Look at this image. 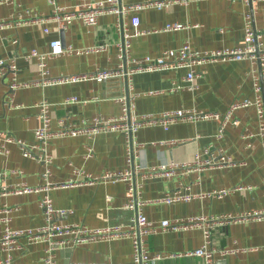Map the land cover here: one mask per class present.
<instances>
[{"label":"crops","instance_id":"crops-1","mask_svg":"<svg viewBox=\"0 0 264 264\" xmlns=\"http://www.w3.org/2000/svg\"><path fill=\"white\" fill-rule=\"evenodd\" d=\"M143 1L146 0H124L127 3ZM59 3L74 8L81 0H59ZM251 11L253 24L262 31L264 42V0L254 6L239 0H191L188 4L179 3L163 9L145 8L138 12L139 28L145 32L130 39V53L138 59L157 57L164 50L178 49L187 42L193 50L202 52L244 48L246 19ZM51 12L48 0H0V20L9 23L0 30V59L14 58L19 67L20 82L31 83L16 90L10 106L7 91L11 77H0V131L28 144L37 143L35 129L41 123L36 103L41 99L46 98L53 104L51 127L59 131L95 116H120L122 105L117 98L128 93L125 77L46 87L32 83L40 76L37 58L28 59L33 49L49 51L55 39H61L65 46L74 49L106 47L49 59L52 77L88 74L98 68L115 70L123 61L118 43L124 40L126 32H134L130 17L121 28L114 14L101 15L93 26L76 19L65 29L53 21L39 24L31 20L35 14L49 16ZM169 23L191 26L176 31L163 30ZM197 71L198 87L195 90L172 91L174 83L185 84L186 69L133 74L132 91L137 93L135 115L179 109L225 113L234 102L255 98L254 75L259 73V65L248 58L209 61L199 65ZM68 97H78L80 102L63 104ZM235 117L238 125L229 124L221 138L217 137L219 123L215 119L179 121L168 129L159 124L139 129L137 141L141 144V152L136 164L142 163L146 168L162 163L178 165L170 177L146 174V170L145 174L136 171L134 175L138 198L144 201L143 212L157 227L155 232L143 235L151 255L183 253L204 243L203 226L163 230L160 226L164 220L236 215L264 209V150L257 108L254 105L241 108ZM211 145L217 156L230 157L233 163L204 170L182 168L183 163L193 161L196 155L204 156L206 147ZM6 148L7 153H0V173L21 171L10 173L8 184L15 187L27 183L40 187L44 183L45 164L25 157L17 143H7ZM49 151L53 156L50 178L56 184L74 179L81 181L87 174L100 176L106 172H125L129 167L122 131L102 132L92 139L82 133L54 136ZM239 184L252 188L235 190L224 197L210 196L214 190L232 189ZM168 193L190 197L174 202L161 200ZM42 194L34 191L0 197V207L2 204L18 207L11 215L13 228H38L46 224L40 206ZM51 197L55 207L70 211L59 219L62 223H79L89 230L108 227H118L121 232L130 230L134 213L125 208L129 199L128 181L104 180L60 186L52 190ZM3 216L0 213V230L4 227ZM21 243L22 249L12 251L14 264H36L46 254L44 242L31 243L22 239ZM210 246L216 249L215 259L220 264H264V220L216 224L211 230ZM1 255L6 254L2 252ZM55 258L58 264L105 261L136 264L130 237H103L69 244L58 249ZM152 264H204V260L195 256L168 257L156 259Z\"/></svg>","mask_w":264,"mask_h":264},{"label":"built area","instance_id":"built-area-1","mask_svg":"<svg viewBox=\"0 0 264 264\" xmlns=\"http://www.w3.org/2000/svg\"><path fill=\"white\" fill-rule=\"evenodd\" d=\"M52 6V12L49 16L42 14H35L32 16V21L39 24H46L48 22H55L60 28H67L76 19H81L87 25H96L98 19L104 14H114L117 16L119 27H124L126 18L130 17L131 23L134 26L133 33L124 34L125 38L122 42L118 43V48L121 52L122 63L115 70L98 68L96 71L88 74L74 75V76H57L50 75L48 67V60L63 54H71L73 52H89L91 50H99L106 48L103 46L92 47L91 49H74L71 46H65L61 39H55L50 44L49 51L41 52L33 49L28 55V59L37 58L39 67V79L32 82L37 86H50L63 83L79 82L86 80H96L99 82L106 81L111 78L125 77L128 81V93L117 98L122 105V113L118 117L105 118L102 116H95L90 119H83L81 124H73L71 127L63 128L59 131H54L51 127L52 123V103L46 98L41 99L36 103L38 107V119L40 126L35 129V137L37 143L28 144L26 141L18 139L6 131H0V153H7V143H17L22 149L25 157L32 158L45 164L43 172L44 183L40 187H33L27 183H22L15 187H11L7 178L12 172H21L19 170L4 171L0 173V197L9 194H21L29 192H42L40 206L43 209L46 224L38 228H25L16 229L11 226V215L18 207H13L7 204H2L0 213L4 216L1 217L3 229L0 230V264H14L12 251L22 249V239L28 242H44L46 244L45 256L39 263L36 264H58L55 258L56 251L64 248L69 244L77 245L85 242L88 239H96L103 237H130L133 241L134 259L136 264H152L156 259L168 257H182V256H195L204 260V264H220L215 259L216 249L211 245V230L216 224H228L234 222H247L252 220H264V209H254L237 213L236 215H220V216H200L191 217L185 220L169 221L164 220L161 223L163 230H181L188 227L201 225L204 228V243L191 251L183 253H172L166 255H151L145 246L143 235L153 233L157 227L149 221L143 212L144 201L139 200L137 185L134 181L136 171L143 172L150 175H164L170 177L174 174L178 165L176 163L168 164L162 163L158 167L146 168L144 164L137 163L136 159L141 152L137 141V133L140 128L146 125H162L168 129L171 125L179 121H189L198 119H215L219 123L217 137L221 138L224 131L229 124L238 125L239 121L235 117L236 111L248 106H256L258 118L260 120V134L263 137V150H264V42L261 39L263 36L262 31L256 29L252 20V11L248 14L245 27V47L238 49H224L215 51H197L193 50L190 43H185L178 49H166L161 55L157 57L146 56L142 59L135 58L130 53V39L132 37L143 34L139 28L140 17L138 12L145 8L163 9L170 7L174 4H188L191 0H146L143 2L127 3L124 0H81V3L76 7H66L59 3V0H48ZM237 1V0H232ZM246 4H251L263 0H239ZM9 23L0 20V30ZM190 24L185 23H169L163 30L176 31L190 27ZM45 32L48 29L45 28ZM16 42V41H15ZM248 58L254 63L259 65V73L254 75V84L256 95L254 99L245 98L230 105L225 113L216 111H202V110H171L164 111L160 114H150L137 116L134 113L135 99L137 93L133 92V84L131 77L138 72L160 71L168 69H186L185 84L174 83L173 90L188 89L195 90L198 87L197 78L199 73L197 67L207 62H215L219 60H241ZM19 67L14 58L0 59V77L10 75L11 80L8 85V101L11 106L13 104V97L18 88L29 85L31 83H22L18 78ZM80 102L78 97H68L63 101V104H70ZM63 123V122H62ZM110 131H122L125 136L126 144V157L128 162V169L125 172H106L100 176H93L87 174L83 180H70L64 183H54L51 181V165L53 156L49 151V144L54 136L60 135H76L84 134L88 138H94L97 134ZM174 142V141H170ZM165 143V142H164ZM90 152L92 148L89 147ZM230 157L217 156L213 146H208L205 149L204 156L201 154L196 155L193 161L183 163L182 168L186 170H204L211 167H220L226 164H232ZM83 173V172H80ZM118 181L125 180L129 183V199L125 204V208L133 211L134 215L130 220V230L120 231L118 227H108L105 230H89L79 223H62L59 219L69 214V210L57 208L54 205L51 197V192L56 187H68L77 184H93L98 181ZM251 186L236 185L231 188H222L214 190L210 193L212 197H224L235 190L246 191L250 190ZM190 196L182 194H167L161 200L166 202H174L181 199H189ZM5 252V256L1 253ZM70 264H118L110 261L102 263H84V262H71Z\"/></svg>","mask_w":264,"mask_h":264}]
</instances>
